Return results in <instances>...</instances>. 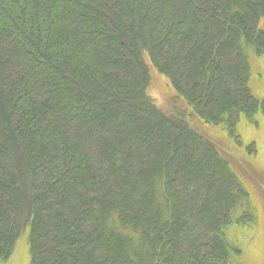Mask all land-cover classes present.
<instances>
[{
    "label": "trees",
    "instance_id": "1",
    "mask_svg": "<svg viewBox=\"0 0 264 264\" xmlns=\"http://www.w3.org/2000/svg\"><path fill=\"white\" fill-rule=\"evenodd\" d=\"M263 21L264 0H0V264H243Z\"/></svg>",
    "mask_w": 264,
    "mask_h": 264
},
{
    "label": "rangeland",
    "instance_id": "2",
    "mask_svg": "<svg viewBox=\"0 0 264 264\" xmlns=\"http://www.w3.org/2000/svg\"><path fill=\"white\" fill-rule=\"evenodd\" d=\"M261 26H264V21ZM150 81L148 95L158 108L167 112L173 110L176 103L175 92L169 80L155 69L149 59ZM252 78L251 89L259 98H264V56H251ZM256 123L243 121L239 126L242 147L239 152L246 165V186L252 194V203L257 214V221L249 228L230 229V237L243 250L240 262L243 264H264V115H257ZM255 144L256 152L249 155L246 148ZM245 181V180H244ZM16 255V253H15ZM10 264H29V254L26 249L18 251Z\"/></svg>",
    "mask_w": 264,
    "mask_h": 264
}]
</instances>
